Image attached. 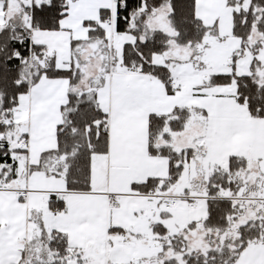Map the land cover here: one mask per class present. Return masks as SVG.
Wrapping results in <instances>:
<instances>
[{"label": "snow or ice", "instance_id": "obj_1", "mask_svg": "<svg viewBox=\"0 0 264 264\" xmlns=\"http://www.w3.org/2000/svg\"><path fill=\"white\" fill-rule=\"evenodd\" d=\"M0 264H264V0H0Z\"/></svg>", "mask_w": 264, "mask_h": 264}]
</instances>
